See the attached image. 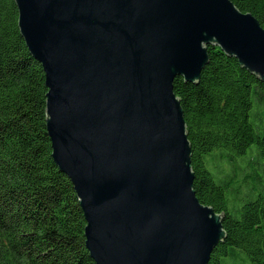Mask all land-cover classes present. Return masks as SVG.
I'll return each instance as SVG.
<instances>
[{"label": "water", "instance_id": "water-1", "mask_svg": "<svg viewBox=\"0 0 264 264\" xmlns=\"http://www.w3.org/2000/svg\"><path fill=\"white\" fill-rule=\"evenodd\" d=\"M46 73L52 154L96 264H209L224 214L194 188L175 78L217 45L264 82V27L232 0H15Z\"/></svg>", "mask_w": 264, "mask_h": 264}, {"label": "trees", "instance_id": "trees-1", "mask_svg": "<svg viewBox=\"0 0 264 264\" xmlns=\"http://www.w3.org/2000/svg\"><path fill=\"white\" fill-rule=\"evenodd\" d=\"M232 1L264 27V0ZM18 16L15 0H0V264H96L80 199L52 154L46 73ZM208 52L200 82L178 76L174 92L188 127L195 192L225 216L227 235L209 264H264V188L243 198L264 172V82L220 46ZM215 155L232 166L230 175L212 167ZM242 159L253 163L244 188L235 179Z\"/></svg>", "mask_w": 264, "mask_h": 264}, {"label": "rangeland", "instance_id": "rangeland-1", "mask_svg": "<svg viewBox=\"0 0 264 264\" xmlns=\"http://www.w3.org/2000/svg\"><path fill=\"white\" fill-rule=\"evenodd\" d=\"M252 157L255 156V153L251 154ZM210 161H211V164H212V167L217 171V173L219 174V176H225L226 174L230 175V172H231V168L232 166L229 165L228 163L226 162H223L221 161L217 155H215L214 157H210L209 158ZM252 166H253V163L249 162V161H246V159H242L241 161H238L237 164H236V168H237V174H239V176H235V179L237 178V181L241 182L242 184L244 183L243 178L245 177L244 174L245 173H250L251 171V175H252V172H253V169H252ZM254 166H257V163H254ZM251 175L247 177L246 181L249 180L251 178ZM257 175L256 178H255V183H254V186H251L250 187V184L248 185V188H247V194L243 196L244 199L246 198H249V191L250 190H255L256 189V196L258 195V191H260L262 189V187L264 188V172L260 173V172H257ZM232 179H234V177L232 176ZM257 183V184H256ZM259 183V184H258ZM257 185V187H256ZM245 185L243 184V187L244 188ZM250 187V189H249ZM261 188V189H260Z\"/></svg>", "mask_w": 264, "mask_h": 264}]
</instances>
